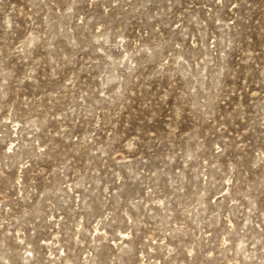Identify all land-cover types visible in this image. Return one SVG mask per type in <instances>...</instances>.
Wrapping results in <instances>:
<instances>
[{"label": "rangeland", "instance_id": "374dc122", "mask_svg": "<svg viewBox=\"0 0 264 264\" xmlns=\"http://www.w3.org/2000/svg\"><path fill=\"white\" fill-rule=\"evenodd\" d=\"M0 264H264V0H0Z\"/></svg>", "mask_w": 264, "mask_h": 264}]
</instances>
